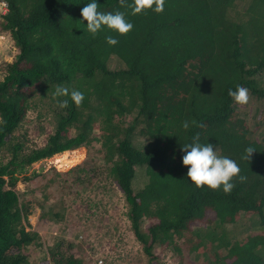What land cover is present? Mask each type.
I'll list each match as a JSON object with an SVG mask.
<instances>
[{
	"label": "trees",
	"instance_id": "16d2710c",
	"mask_svg": "<svg viewBox=\"0 0 264 264\" xmlns=\"http://www.w3.org/2000/svg\"><path fill=\"white\" fill-rule=\"evenodd\" d=\"M236 1L165 0L162 13L132 15L120 0H97L100 11L123 12L134 25L122 36L107 27L96 35L87 30L81 9L91 0H8L0 30L10 34L16 51L0 60V264H29L26 247L38 236L22 222L28 212L13 188L16 180L42 158L89 145L95 126L147 264H158L156 246L195 251L215 239L226 251L214 253L209 264H264V141L251 135L228 95L239 85L264 100V14L249 26L232 14ZM253 9L264 10V0H248L245 15ZM107 36L119 43L109 45ZM111 55L123 64L110 67ZM57 86L81 91L82 105L55 96ZM46 92L50 111L41 114L49 115L52 129L42 144H32L16 131L32 98ZM63 100L67 108L59 107ZM197 134L247 177L243 183L236 178L230 194L198 188L187 177L181 149ZM248 147L256 150L250 161L243 158ZM137 170L145 183L134 189ZM245 211L262 230L228 239L224 224ZM146 217L152 222L142 229ZM72 247L58 240L49 260L85 264Z\"/></svg>",
	"mask_w": 264,
	"mask_h": 264
},
{
	"label": "rangeland",
	"instance_id": "374dc122",
	"mask_svg": "<svg viewBox=\"0 0 264 264\" xmlns=\"http://www.w3.org/2000/svg\"><path fill=\"white\" fill-rule=\"evenodd\" d=\"M247 3L248 0H237L232 14L244 17L246 24L252 26L254 18L260 13L264 14V10L259 12L253 9L250 13L246 11L245 15ZM4 32L12 45L8 46L10 48L0 45V60H11L16 48L10 34ZM107 63L110 67L123 64L115 55H111ZM259 78L264 79V69L259 73ZM249 95V103L237 104V109L246 119L251 135L264 141V100ZM31 104L23 124L16 132L22 136L28 135L29 143L42 144L53 124L49 115L41 114L51 105L48 92L36 94ZM95 124H99V121L96 120ZM93 132L97 137L89 145L65 149L34 162L26 176H20L13 185L20 204L28 212L22 218L25 228L38 233L37 238L26 247L29 264H53L48 254L58 240L72 242L74 247L71 250L77 252L85 264H95L99 257L103 258L105 264L148 262L141 243L132 231L124 195L109 173V164L99 149V128L95 126ZM138 138L137 134L135 140ZM144 180L143 170H137L134 189L141 187ZM253 220L251 213L242 212L236 222L224 224L226 237L235 239L260 232V224ZM151 222L150 217L143 219L142 229ZM216 240H208L204 248L195 251H189L184 246L180 252L171 246H156L154 250L159 257L155 261L158 264H209L214 253L226 251V247L216 243ZM261 254L264 255V247Z\"/></svg>",
	"mask_w": 264,
	"mask_h": 264
},
{
	"label": "clouds",
	"instance_id": "9594fccd",
	"mask_svg": "<svg viewBox=\"0 0 264 264\" xmlns=\"http://www.w3.org/2000/svg\"><path fill=\"white\" fill-rule=\"evenodd\" d=\"M121 6H128L132 9V15L142 14L146 10H154L156 13H162L165 7V0H133V4L126 5V0H120ZM100 5L97 0H91L81 9V15L84 21H87V30L96 35L104 27L117 32L119 35H127L130 33L134 25L128 22L125 14L120 11L102 12L99 10ZM3 31V30H1ZM4 32V31H3ZM5 33V32H4ZM106 41L109 45L115 46L119 41L113 36H107ZM6 60V59H5ZM228 95L240 105H247L250 100L249 91L243 86H237L236 90L229 89ZM55 96H70L71 100L77 107H80L85 99L84 94L79 90H71L67 87L57 86ZM60 108L68 107V100L59 102ZM192 124H196L192 121ZM203 127L202 124L197 125ZM183 127L189 128L188 121L183 123ZM182 163L188 168L187 177L198 188L207 186L212 190L223 189L226 194H230L235 187L234 180L239 178L241 183L245 182L247 177L240 175L241 168L231 158L221 156L215 149V145L211 143L201 144L199 142V134L193 138L190 144L182 145ZM256 150L253 147L245 149L246 160H251Z\"/></svg>",
	"mask_w": 264,
	"mask_h": 264
},
{
	"label": "built area",
	"instance_id": "2783aa9c",
	"mask_svg": "<svg viewBox=\"0 0 264 264\" xmlns=\"http://www.w3.org/2000/svg\"><path fill=\"white\" fill-rule=\"evenodd\" d=\"M8 8H9L8 0H0V23L4 15L8 11ZM0 45L7 46V47L12 45V43L9 41L8 35H6V33H4L1 30H0ZM7 47H3V48L5 49ZM95 264H105V263H104L103 258L99 257V259L97 260V262H95Z\"/></svg>",
	"mask_w": 264,
	"mask_h": 264
}]
</instances>
